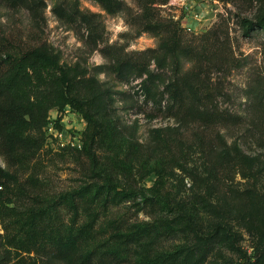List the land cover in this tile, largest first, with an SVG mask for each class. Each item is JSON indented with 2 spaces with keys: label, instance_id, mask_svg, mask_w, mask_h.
Instances as JSON below:
<instances>
[{
  "label": "rangeland",
  "instance_id": "obj_1",
  "mask_svg": "<svg viewBox=\"0 0 264 264\" xmlns=\"http://www.w3.org/2000/svg\"><path fill=\"white\" fill-rule=\"evenodd\" d=\"M57 1L69 12L76 2L0 0V56L51 46L64 64L80 65L87 78L113 88L109 117L118 128L94 161L62 146L81 144L87 129L83 116L70 107L53 109L50 120L62 138L46 127L31 131L34 146L13 158L0 151V165L20 182L4 189L13 199L9 209L0 202V264H51L39 251L26 252L24 243L29 209L40 204L57 211L53 227L63 234L92 228L95 245L144 227L151 230V251L174 253L178 264H245L231 240L221 235L203 245L187 223L192 220L203 234L226 223L250 255L264 249V32L247 36L241 28L242 18L264 13V0H210L211 21L201 32L186 31L163 0H156L151 12L144 11L146 0H121L125 9L117 15L80 0L90 25L76 14L60 19L53 10ZM150 18L178 22L188 45L202 55L198 64L186 61L182 72L194 69L195 82L211 95L202 115L173 108L168 96L157 106L146 99L141 79L123 83L111 70L158 46L151 34H139ZM102 65L108 69L98 73ZM164 78L173 80L175 74L166 71ZM234 145L254 157V165L232 157ZM109 185L120 193L114 199L95 193ZM69 195L74 203L63 201Z\"/></svg>",
  "mask_w": 264,
  "mask_h": 264
},
{
  "label": "trees",
  "instance_id": "obj_2",
  "mask_svg": "<svg viewBox=\"0 0 264 264\" xmlns=\"http://www.w3.org/2000/svg\"><path fill=\"white\" fill-rule=\"evenodd\" d=\"M92 1L98 3L111 15H117L125 9L121 0ZM155 1L146 0L144 11L151 12ZM79 4L80 0H76L72 4V11L69 12L64 3L57 1L53 10L62 20L76 14L81 21L90 25L88 15L80 11ZM241 28L247 36H251L257 29L264 32V13L254 19L242 18ZM141 33H149L157 38L158 46L113 65L111 70L116 78L123 83L133 77L141 79L140 86L146 99L157 106L161 105L163 98L168 96L173 108L177 107L187 115L196 117L202 115L203 109L211 101V95L204 93L203 84L195 82L192 77L194 69L182 75L186 61L198 64L202 56L188 45L183 35L184 29L174 20L150 18L142 23L139 30V34ZM107 69L108 66L102 65L98 68V73L106 72ZM169 70L175 74V79L167 81L164 72ZM87 74L88 70L80 65L64 64L61 54L48 45L1 55L0 151L7 157L13 158L19 152L30 149L34 146L35 140L28 134L33 130L42 131L48 127L51 110L58 109L64 112L70 107L83 116L87 122V129L83 134L81 151L72 148L63 149L87 153L95 161L96 150L103 143H108L111 130L118 128L114 124V119L109 117L115 93L113 88L100 82L97 77L87 78ZM161 87H163L162 91ZM228 153L249 165H254L256 162L254 157L245 155L237 145L231 147ZM12 183L20 184L17 176L0 165V202L3 208L9 209L7 204L13 203V199L4 192L5 187ZM109 187L108 190L100 187L95 193L113 199L120 194L115 192L116 188L112 189V185ZM121 194L131 195L128 192ZM69 197H62L63 201L74 203L75 197L73 195ZM29 211L28 221L25 220L24 224L26 252L39 251L51 264H178L179 262L178 256L174 253L151 251L150 229L139 227L95 245V237L91 235L92 228L81 227L78 232L63 234L60 229L53 227L54 215L57 212L55 209L40 204ZM187 226L203 245H209L223 235L231 240L245 264L264 261V249H258L250 255L240 246L238 233L226 223L218 224L209 234H203L192 220H188Z\"/></svg>",
  "mask_w": 264,
  "mask_h": 264
},
{
  "label": "built area",
  "instance_id": "obj_3",
  "mask_svg": "<svg viewBox=\"0 0 264 264\" xmlns=\"http://www.w3.org/2000/svg\"><path fill=\"white\" fill-rule=\"evenodd\" d=\"M167 7H170V10L174 13L173 18L179 21L182 27L189 32H201L204 28L210 23L209 16L211 12V3L210 0H168ZM199 22V26L193 25V22ZM56 123H50L48 129L53 132L56 137L62 138L61 132L58 130ZM57 128V129H56ZM59 129H61L59 127ZM63 148H72V149H83V141L78 145L75 142H70L67 145H62Z\"/></svg>",
  "mask_w": 264,
  "mask_h": 264
},
{
  "label": "crops",
  "instance_id": "obj_4",
  "mask_svg": "<svg viewBox=\"0 0 264 264\" xmlns=\"http://www.w3.org/2000/svg\"><path fill=\"white\" fill-rule=\"evenodd\" d=\"M194 25H197V23H194Z\"/></svg>",
  "mask_w": 264,
  "mask_h": 264
}]
</instances>
